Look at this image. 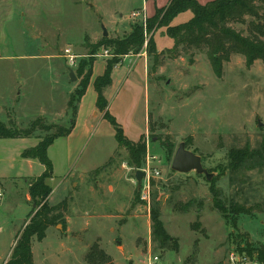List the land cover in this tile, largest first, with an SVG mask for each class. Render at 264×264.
Returning a JSON list of instances; mask_svg holds the SVG:
<instances>
[{
	"label": "rangeland",
	"instance_id": "374dc122",
	"mask_svg": "<svg viewBox=\"0 0 264 264\" xmlns=\"http://www.w3.org/2000/svg\"><path fill=\"white\" fill-rule=\"evenodd\" d=\"M44 2L47 13L40 18L37 12L44 9L40 0L3 2L4 28L12 31L17 39L29 41V56L24 60L0 58V103L5 109L0 119L12 127L29 128L38 117L47 118L44 119L46 125L69 127L72 110L66 108L68 116L65 118L66 92L80 86L82 77L76 73L77 65L67 66L61 53L71 47L80 55L78 62L88 58L90 51L84 46L86 37L91 43L101 42L105 37H123L136 24L144 22L142 17L132 18L131 13L146 8L144 0ZM147 8L150 14L152 6L149 4ZM192 16L190 10L181 13L172 25L187 22ZM233 26L247 34V24ZM104 28L108 36L103 35ZM98 33V38H91ZM152 35L153 32L148 34L138 52L145 53L149 61L147 90L136 117L143 130L145 118L148 119L144 164L135 167L127 150L119 149L114 137H105V134L100 137L103 133L100 128L88 140L72 168H67L62 155V142H56L50 153L56 166L50 180L53 189L50 204L68 200L70 233L64 235L63 224L58 223L47 229L44 239L33 236L35 264H88L85 256L99 237L114 264H229V252L237 234L264 246V63L256 61L247 67L245 57L234 54L225 62L223 76L218 77L202 51L192 50L177 57L169 54L167 50L173 47L174 40L166 34V28L155 32L157 54H149L146 44ZM113 57V49L104 45L97 50L95 62L104 61L106 66L107 60ZM70 68L76 76L73 80ZM18 71L21 76L17 75ZM17 82L21 84L20 96L15 95ZM14 95L18 99H13ZM55 131L37 130L32 136L35 139H30L27 147ZM160 136H169V148H163ZM140 138L129 139L137 142ZM181 142L202 157L211 179L195 170L181 173L172 169ZM232 150L260 153L233 167L229 156ZM105 162V166L90 174L91 179L109 176L112 181L114 176L120 187L115 196L107 197L106 194L105 203L98 207L101 210L94 211L88 195L90 184L80 182L79 167L83 163L86 167L102 166ZM148 164L151 171L159 172L152 178L150 206L138 196L136 179V171H145ZM17 165L14 163L11 169L7 161L0 162L1 171L9 173L0 178V192L3 193L0 264L7 262L17 235L24 231L39 209L29 193L38 172L35 170L34 177L12 178L10 176L16 175L10 173L18 170ZM215 199L222 203L225 213L215 208ZM119 203L125 207L116 223L110 217L97 215L114 210ZM231 204L248 211L234 212ZM153 210L159 212L169 236L178 241V250L173 249L172 242L162 245L154 238ZM233 220H236V227Z\"/></svg>",
	"mask_w": 264,
	"mask_h": 264
},
{
	"label": "trees",
	"instance_id": "16d2710c",
	"mask_svg": "<svg viewBox=\"0 0 264 264\" xmlns=\"http://www.w3.org/2000/svg\"><path fill=\"white\" fill-rule=\"evenodd\" d=\"M191 11L193 16L184 23L172 25L173 20L181 13ZM247 17L250 21L247 22ZM233 24L248 26L247 34L243 30H238ZM161 28H166V34L174 40L172 48L168 53L177 57L182 53H189L192 50L206 53L214 73L218 77L223 76L224 64L230 61L232 55L240 54L245 57L247 67L253 66L256 61L264 63V0H213L206 4L198 0H170L163 7H156L154 14L147 18L146 24L138 23L132 31L123 37H105L101 42L91 43L86 37L84 46L88 49L89 57L80 59L76 73L82 77L80 86L70 95L67 107L72 110L70 119L71 125L64 127L57 124H47L43 117L35 119L29 128H19L9 126L4 121H0V138H28L32 137L37 130L49 131L56 129L50 136H45L35 146L27 147L22 152V157L37 159L44 166V172L38 177H34L30 184V197L39 209L32 216L24 231L17 235L15 246L11 256L5 264H34L32 252V238L38 239L46 237V231L50 226L58 223L63 224L65 229L64 213L68 207V200L51 206L49 198L52 188L48 183L53 177L54 165L49 157V148L59 137H65L71 133L75 126V117L78 104L91 82L93 67L97 50L104 45L113 49L114 57L107 60L105 71L94 80V88L97 92L96 105L100 111L104 112V117L115 129V138L119 148H125L128 152L129 160L135 167H142L147 153L146 135L139 141H131L124 132V128L108 109V99L105 96V89L112 84V75L115 67L120 64L128 54L138 53L144 46L149 33L152 37L147 42L149 54H157V43L155 32ZM172 56V57H173ZM191 61H193L191 59ZM86 68H88L86 70ZM74 100L76 101L73 105ZM159 140L163 148L167 149L169 136ZM188 148V147H187ZM264 150V143L262 145ZM259 151L252 153L242 150L230 151L231 165L237 167L244 163L252 155H259ZM138 196L140 191L138 190ZM215 208L225 213L222 203L215 199ZM234 212L245 213V207H237L231 204ZM232 211V212H233ZM152 233L156 240L162 245L172 242L174 250L179 249L178 241L171 238L165 231L157 210L152 211ZM236 227V220H233ZM234 240H246L249 251L256 250L259 257L264 261V246L248 242L242 234H237ZM85 259L88 264H114L112 257L95 242L88 250Z\"/></svg>",
	"mask_w": 264,
	"mask_h": 264
},
{
	"label": "crops",
	"instance_id": "0c3cea01",
	"mask_svg": "<svg viewBox=\"0 0 264 264\" xmlns=\"http://www.w3.org/2000/svg\"><path fill=\"white\" fill-rule=\"evenodd\" d=\"M4 1L5 0H0V55H1L0 58L1 59L5 58V60H8V61H22L29 56L28 55L29 41L27 38L17 39L15 37V34L12 33V31L6 30L4 28V25L6 22L3 18V12H4L3 2ZM198 1L202 4H206L213 0H198ZM169 2L170 0H144L146 8L144 7L143 10L145 11L147 15L151 16L154 14L156 7L166 6ZM41 4H43L44 9H41L40 11L37 12V16L39 18L40 16H45L44 13H47L45 11L46 3L44 2V0H40V5ZM149 4L152 6V12L150 14L147 13V10H148L147 6ZM91 6L95 7V4H91ZM25 15L26 13L23 14V16ZM100 33L96 34L95 36L91 38L92 39L98 38ZM35 37L39 38L38 36H35ZM48 45L50 47V44ZM61 56H63L62 53H61ZM66 64H67V60H66ZM105 67L106 66H105L104 61L97 60L95 62L94 67H93V76H92L91 82L86 90V93L82 96L78 104V109H77V113L75 117V126L73 130L67 136L57 138L55 142L49 148L48 153L50 157L51 147H53L56 142H59V141L62 142V145H63L62 155H64V158L67 162V168H72L71 166L76 164V162L78 161V156L80 152L83 150L84 146L87 144L91 136L94 135V132L96 129L100 128L102 130L103 133L100 134V137H102V135L105 134V137L106 136L114 137V139L116 140L114 127L104 117V112L100 111L96 105L97 92L94 88V80L96 77L104 73ZM19 69L22 72L21 67H19ZM20 74L21 73L18 71L17 75L21 76ZM148 79H149V61H148V57L146 56V54L145 53L128 54L123 58L122 62L115 67L113 75H112V84L109 87H107L104 92L109 102L108 109L110 113L112 114V116L116 118L118 123L122 125V127L125 130L126 136L127 137L129 136V138H131L132 140L137 139L139 136L142 137V135H146L149 130L148 129L149 125L147 123V120H148L147 117L145 118V121H144L145 123L144 130L137 124V120H136V117L138 115L139 106L142 103L143 93H146V90H147L146 85H147ZM20 82H21V79H20ZM17 85H18V88L20 89L18 88L15 89V91L18 90L15 95L20 96L22 92L21 84L17 82ZM75 89L76 87L74 86V88L66 92L67 95L65 97L67 99H66V102H64L65 105L63 104V106H65V111H64L65 118H67L68 116L66 115V110H67L66 108H67L68 100L70 98V95L75 91ZM15 95L13 99L16 100L18 98H16ZM128 105H130L129 108H128ZM131 105H134V107L131 108ZM4 110H5L4 105L0 103V115L4 112ZM43 114L45 113L43 112ZM55 115L60 116L58 113H56ZM44 119H47V118H44ZM0 121H3V120L0 119ZM32 138L35 139L34 137L0 138V162L2 160L7 161L11 169L14 168L13 167L14 163L18 164L16 166L18 167V170L10 173L16 176H10V177L12 178L34 177L33 173L35 172V170H37L38 172L36 176L38 177L44 172V169H45L44 166L37 159H28V158L22 157V152L24 151V149L27 148L28 145H30L29 140ZM38 142L39 141H37V143ZM37 143H35L33 146H35ZM13 158H16V160ZM106 164L107 163L105 162L104 165L102 166L94 165L91 167L90 166L86 167L83 163L79 167L80 182L83 184L85 183L90 184V190L88 191V195L90 198L89 201H93L92 204L94 205V211H96L97 209H100L98 207H100L101 205L105 203L104 198L106 194H107V197L108 195L115 196L117 194V188L119 186V183L116 180H114L115 179L114 176H113L112 181L110 180L109 176H98L99 178L91 179L90 174L96 171L98 168L105 166ZM53 165H54V174H55L56 166L54 162H53ZM5 174H9V173H4L0 169V178L6 177ZM54 174H53V177H54ZM51 179H49L48 181L49 184H50ZM78 184L79 182L77 183V185ZM129 188H130L129 189L130 191H128V193H130L132 190L131 186H129ZM52 192H53V189H52ZM116 200L118 202L119 199L116 198ZM49 204H50V198H49ZM119 204L120 205H118L114 210L109 211V212L103 211V213L99 212L97 213V215L99 217H110L112 220L115 221L118 218V216H120V214L124 211V207H125V206L123 207L121 203ZM50 205L55 206L52 204ZM64 220H65V223H64L65 229L62 230V232L64 235L67 236L68 233H70L68 231L69 229L68 223L70 220L69 219V204H68L67 210L64 213ZM72 234H76V233H72ZM96 242H98L100 247L104 249V247H102V244H101L102 241L100 237L96 240ZM33 258H34V254H33ZM34 264H35V259H34Z\"/></svg>",
	"mask_w": 264,
	"mask_h": 264
},
{
	"label": "built area",
	"instance_id": "2783aa9c",
	"mask_svg": "<svg viewBox=\"0 0 264 264\" xmlns=\"http://www.w3.org/2000/svg\"><path fill=\"white\" fill-rule=\"evenodd\" d=\"M132 18H140L143 19V24H146L147 14L145 11H134L131 13ZM148 42V41H147ZM146 43V42H145ZM147 45V44H146ZM1 56V55H0ZM63 56L67 60V63L69 66H76L78 63L77 58L80 56L78 55L71 47H66L63 52ZM151 156L149 157L148 163H150ZM146 171V175L144 179L142 180V185L140 187V196L144 203L148 204L150 206L151 204V185H152V178H154L156 175H159V172L157 170H152L149 167V164L147 166V169H144ZM3 197V193L0 192V200ZM251 242L252 241H249ZM233 246L229 252V264H264V261L260 259L259 253L256 250L249 251L247 249V241L246 240H233L232 242ZM157 259V257L155 258Z\"/></svg>",
	"mask_w": 264,
	"mask_h": 264
},
{
	"label": "water",
	"instance_id": "95a60500",
	"mask_svg": "<svg viewBox=\"0 0 264 264\" xmlns=\"http://www.w3.org/2000/svg\"><path fill=\"white\" fill-rule=\"evenodd\" d=\"M104 36H108V30L104 28ZM70 76L72 80L76 77L74 74V70L72 68L69 69ZM261 125V123H260ZM172 169L181 172L187 173L192 170L197 171V173L205 174L208 179H211L208 170L203 166L202 157L192 150L188 149L185 142H181L179 147L175 153ZM146 171L137 170L136 171V179H137V187L140 189L142 185V178L145 177Z\"/></svg>",
	"mask_w": 264,
	"mask_h": 264
}]
</instances>
